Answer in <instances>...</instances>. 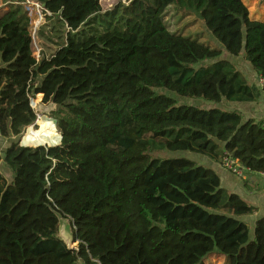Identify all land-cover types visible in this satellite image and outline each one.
<instances>
[{
  "label": "trees",
  "instance_id": "16d2710c",
  "mask_svg": "<svg viewBox=\"0 0 264 264\" xmlns=\"http://www.w3.org/2000/svg\"><path fill=\"white\" fill-rule=\"evenodd\" d=\"M29 1L43 7L41 32L53 47L39 60ZM0 2V136L15 139L0 155L12 175L7 182L0 174V264H202L213 254L223 264H264V218L252 238L240 220L255 208L208 168L149 158L191 152L221 165L226 154L264 174L263 123L165 93L256 102L264 92V19H251L242 0H113L108 10L99 0ZM170 7L198 14L219 47L171 32L163 22ZM223 52L243 54L262 89L248 86ZM54 70L69 85L47 114L63 144L21 147L37 120L30 103L37 83ZM61 221L74 249L60 236Z\"/></svg>",
  "mask_w": 264,
  "mask_h": 264
},
{
  "label": "rangeland",
  "instance_id": "374dc122",
  "mask_svg": "<svg viewBox=\"0 0 264 264\" xmlns=\"http://www.w3.org/2000/svg\"><path fill=\"white\" fill-rule=\"evenodd\" d=\"M255 1V0H254ZM259 3V11L257 13H252L250 15L251 19L262 21L264 19V0H258ZM243 2L247 5L251 4L252 0H243ZM100 5L104 10L110 9L114 2L113 0H99ZM38 3L35 1L26 2V10L29 12L30 17V28L29 32L32 38V52L33 57L36 59H41L43 56L48 55L49 51L53 49L52 45L45 41L46 30L41 32L44 24V17L39 8H37ZM4 10V7L0 8L1 11ZM164 24L168 27L171 32L179 33L185 37H189L194 39L202 44L208 45L211 48H217L219 45L215 42V40L210 36L209 33L206 32L202 20L199 18L198 14L195 12L184 11V10H176L173 7L167 9L165 16L163 18ZM42 35V37H41ZM227 55V53L224 52ZM69 88L68 78L64 71L54 70L49 72L47 75L41 77L37 83V94L35 98L32 100L35 103V106H31L34 108L37 113V120L35 123V127H30L26 129L24 133H22V137L19 140V146L24 148H36L39 145H43L46 148L59 147L63 143L61 142L62 137H52L56 141H52L51 139L46 138L41 131V127H50L58 134V130L55 127L54 122L50 119L47 114L49 111L56 109V107L65 100L67 90ZM165 92V91H164ZM168 96L172 97L178 104L197 107L199 109H217L220 111L227 112L229 105L228 102L221 101L218 104L205 102L201 99H186L179 98L173 94L167 93ZM43 120H47V122H43ZM32 132L34 135H38L39 138L37 141L33 139L28 140L29 133ZM24 138V139H23ZM58 141V142H57ZM52 143V145L48 144ZM57 142V143H55ZM55 143V144H54ZM69 151H65L63 153V157H67ZM149 158H159L162 160L169 159H186L194 162L198 166L209 167V159L206 156L198 155L191 152H172L168 150L155 151L149 155ZM2 167V166H1ZM8 169V168H5ZM0 168V174L5 178L7 182L12 180V175L9 174L7 170ZM61 177V176H60ZM62 178V177H61ZM62 231V233H61ZM63 231L67 238L70 239V229L66 221H61L60 226V236L63 237ZM252 228L250 229V236L252 238ZM224 259L217 254L210 255L206 257L202 264H223Z\"/></svg>",
  "mask_w": 264,
  "mask_h": 264
},
{
  "label": "crops",
  "instance_id": "0c3cea01",
  "mask_svg": "<svg viewBox=\"0 0 264 264\" xmlns=\"http://www.w3.org/2000/svg\"><path fill=\"white\" fill-rule=\"evenodd\" d=\"M243 1V0H242ZM244 3V2H243ZM258 0H252L251 4L245 6L248 9L249 16L252 13H257L259 9ZM4 7L0 2V8ZM32 50V46H31ZM241 54L239 57L234 58L229 56L228 54H221V59L229 61L232 63L236 69L242 74L248 86L256 87L257 89H262V82L258 78V76L253 72L251 66L245 62L242 58ZM227 111H237L241 115L243 121L252 120L254 122H261L264 124V92L261 90L260 96L256 102L253 103H229L227 106ZM24 139V138H23ZM15 139L13 138H2L0 136V155L3 156V152L8 148L10 143H12ZM208 168L215 172V174L219 177L220 187L225 191L236 195L239 199L245 202L247 205L255 208L256 212L247 217H242V220L245 224L248 225L249 230L252 228L256 220L264 218V174L262 173H248L244 172L242 178H238L228 171L224 170L222 166L218 163L212 162L209 160ZM2 166V167H1ZM0 168L5 169L6 167L0 162ZM11 175V172L8 169H5ZM1 173V172H0ZM68 224V222L66 221ZM251 231V232H252ZM62 233V231H61ZM250 235V233H249ZM253 236V234H252ZM251 237V236H250ZM63 238L66 242L67 240L64 231ZM71 243H69L70 245Z\"/></svg>",
  "mask_w": 264,
  "mask_h": 264
},
{
  "label": "built area",
  "instance_id": "2783aa9c",
  "mask_svg": "<svg viewBox=\"0 0 264 264\" xmlns=\"http://www.w3.org/2000/svg\"><path fill=\"white\" fill-rule=\"evenodd\" d=\"M36 6H37V8L40 9V11L44 17L43 7L39 4H37ZM45 15L49 16V13L46 12ZM36 60H38V59L36 58ZM29 148H31V147H29ZM221 166L224 170L228 171L229 173H231L232 175H234L238 178H242L244 172H247V170H245L241 165H239V163L236 160H232L226 154L222 158ZM68 247L70 249H74L76 247V243L70 244V245L68 244Z\"/></svg>",
  "mask_w": 264,
  "mask_h": 264
},
{
  "label": "bare ground",
  "instance_id": "6f19581e",
  "mask_svg": "<svg viewBox=\"0 0 264 264\" xmlns=\"http://www.w3.org/2000/svg\"><path fill=\"white\" fill-rule=\"evenodd\" d=\"M43 122H47V120H43ZM41 131H42V133H43V135H45L46 136V138H47V140L48 139H51L52 141H56L54 138H52V137H58L59 138V135H56L55 134V132L52 130V128H50V127H41ZM38 138H39V136L38 135H34L32 132H30L29 133V135H28V140L29 139H33L34 141H37L38 140ZM58 142V141H57ZM57 142H55V143H57ZM54 143V144H55ZM48 144H50V145H52V143H49L48 142Z\"/></svg>",
  "mask_w": 264,
  "mask_h": 264
},
{
  "label": "water",
  "instance_id": "95a60500",
  "mask_svg": "<svg viewBox=\"0 0 264 264\" xmlns=\"http://www.w3.org/2000/svg\"><path fill=\"white\" fill-rule=\"evenodd\" d=\"M36 114H37V113H36ZM37 116H38V115H37ZM35 124H37V123H35ZM58 134H59V136H61L60 133H58ZM39 146H40V147H43V145H39ZM39 146H38V147H39Z\"/></svg>",
  "mask_w": 264,
  "mask_h": 264
}]
</instances>
